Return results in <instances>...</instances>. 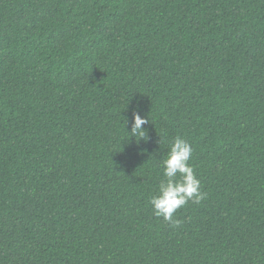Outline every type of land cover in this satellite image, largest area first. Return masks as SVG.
Segmentation results:
<instances>
[{
    "label": "trees",
    "instance_id": "obj_1",
    "mask_svg": "<svg viewBox=\"0 0 264 264\" xmlns=\"http://www.w3.org/2000/svg\"><path fill=\"white\" fill-rule=\"evenodd\" d=\"M0 264H264V0H0Z\"/></svg>",
    "mask_w": 264,
    "mask_h": 264
},
{
    "label": "clouds",
    "instance_id": "obj_2",
    "mask_svg": "<svg viewBox=\"0 0 264 264\" xmlns=\"http://www.w3.org/2000/svg\"><path fill=\"white\" fill-rule=\"evenodd\" d=\"M148 122L139 111H134L131 129L127 131L129 138L135 137L137 141L146 140L147 130L142 126ZM192 151L190 143L180 136L170 142L169 150L160 162L163 179L160 180L157 191L149 200L153 214L162 217L173 227L181 223L174 217L177 209L190 200L193 203H200L207 195L200 190V180L189 164Z\"/></svg>",
    "mask_w": 264,
    "mask_h": 264
}]
</instances>
